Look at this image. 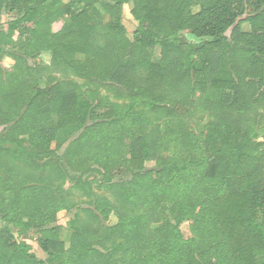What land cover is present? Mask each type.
Returning <instances> with one entry per match:
<instances>
[{"label":"trees","instance_id":"obj_1","mask_svg":"<svg viewBox=\"0 0 264 264\" xmlns=\"http://www.w3.org/2000/svg\"><path fill=\"white\" fill-rule=\"evenodd\" d=\"M10 46L0 264H264V0H0Z\"/></svg>","mask_w":264,"mask_h":264},{"label":"rangeland","instance_id":"obj_2","mask_svg":"<svg viewBox=\"0 0 264 264\" xmlns=\"http://www.w3.org/2000/svg\"><path fill=\"white\" fill-rule=\"evenodd\" d=\"M101 1L107 2L108 0H101ZM129 10H130L129 7H124L123 25L127 29L129 37H131V34L136 27V24L132 20L130 13H129ZM195 11H197V10H195ZM248 13H250L249 10H248ZM9 17L10 16L8 14H3V16H2L3 22H6ZM60 27H61V23H58L57 25L53 26V30L57 31L60 29ZM242 29L245 32L250 30L248 24H244ZM186 38L189 41H193V39L189 36H187ZM8 50H9L10 56L6 55V56L0 58V69L4 72L5 71L6 72L11 71L13 66H15V61H16L15 58H17L18 56H23V54H21L20 50L17 51V47L10 46V47H8ZM12 53H15V56H12ZM38 60H42L44 63L48 62L49 54H43L39 59H36V60L28 59V64L34 66L35 65L34 63H37ZM73 79L79 83H82V81L80 79H75V78H73ZM100 95L108 97L109 100L112 101V98H111L112 94L106 88H100ZM105 110H106V108L101 109L102 112H105ZM196 122H198L197 118H195L193 128H195ZM2 129L3 128L0 127V136H2V134H1ZM262 137H263V134L259 133V140L260 141L262 140ZM70 141L64 142V143L63 142H57V143H54L52 145V148L56 151L57 156L62 155L63 151L69 145ZM5 147L10 148L8 145H6ZM57 147H59L60 149L58 150ZM148 167H153V163H149ZM64 188L68 189L69 185H65ZM93 190L97 194L102 193V191H100L96 188H94ZM81 200H84V199L76 196V198H75L76 202H79ZM80 208L83 209L86 207L82 204H79V207L76 209L62 210V211L58 212V214L56 215V221L54 223H52V225L46 227V228H50V227L58 228L59 229V239H60V241H62L65 244L66 247H68V245H69L68 243H69L70 235H71V225L76 220V216L81 215V213L78 211V209H80ZM114 222H115V219L112 217L110 220V223L113 224ZM6 229H9L16 236V229H14L10 225L6 224L2 220V216L0 215V231L6 230ZM181 231H182L184 237L189 236V230H188V224L187 223H184L181 226ZM40 237H41L40 231L29 230L28 232L23 233L21 237H19V241L25 247H27V249L29 250V253L34 254L36 256V258L39 260H44L46 258V255L41 251V249L39 248V245H38V240Z\"/></svg>","mask_w":264,"mask_h":264}]
</instances>
